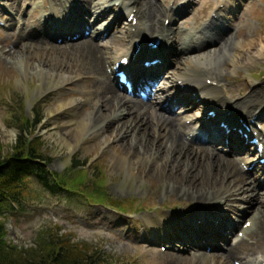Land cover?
<instances>
[{
    "label": "rangeland",
    "instance_id": "1",
    "mask_svg": "<svg viewBox=\"0 0 264 264\" xmlns=\"http://www.w3.org/2000/svg\"><path fill=\"white\" fill-rule=\"evenodd\" d=\"M69 1L0 0V22L5 25L0 26V154L4 158L11 154L13 147L18 143L19 133L26 134L28 132V138H38L35 143L41 148L40 152L48 155L51 159L47 164L50 171L65 175V181H68L71 176L81 177L84 181L79 183L82 188L72 189V191H68L70 190L68 188V190L52 194L44 190L35 180H33L34 183L31 180L32 184L29 183L30 193L28 194V190L23 193L24 202L18 209L13 210V213H7L3 218L6 227L5 240L28 250L29 247H33L38 232L46 224L53 223L58 226L56 230L60 229L62 234H70L75 241H84L83 243L88 245H95L97 250L104 255L103 258L105 257L111 264H203L198 257L203 253L204 246L208 247V240H198L201 247L187 250L175 241L179 234L187 233L183 226L190 224L189 217L198 209L193 202L184 197L180 198L179 192H172L173 180L170 178L182 177L184 174L194 177L197 173L193 166L184 161L183 157L179 162L184 161V166L173 163L174 160L170 161L167 156H158L157 158L154 151L160 143L162 148L166 147L164 141L159 142L154 136L148 138L147 133L144 138L141 129L122 128L120 125L117 126L116 120L107 124L103 133L91 134L73 142V147L70 150L60 143L59 139H54V136L58 137V132H63V125H61L63 121L70 119L78 122L82 115L88 113L90 104L80 102L72 111L65 108L63 112L61 111L62 114L54 115L53 118L57 120L58 125H53L47 119V110L58 108V103L68 98H76V101H79L78 97H82L83 92L86 91L83 79L87 75L81 76L82 78L78 77L79 70L77 68L81 61L75 51H67V56L63 50L48 51L50 54L29 58V51L22 47L17 39L27 33L29 28L43 25L45 19L48 23L57 24L60 18L65 15L64 8L68 7ZM121 1L133 4L134 1L138 2L139 0ZM141 1L144 2V0ZM151 1L160 8L161 15H158L157 19L164 23L169 35H173L171 42L173 52L178 53L183 46V41L190 47L183 50L185 54L180 55L186 62L173 63V58H171L162 75L167 80H159V84L167 85L172 89V85H176V77L181 75L180 72H186L187 68L197 69L194 59L197 49L192 48L195 41L193 38L198 36L203 38V28L211 19L212 11L223 4L228 5V0ZM75 3L72 9L83 13L86 16V23L91 25L88 31L95 30V36L89 39L91 43L111 44V41L114 40L112 33L125 39L124 20L128 14L126 10L122 11L121 18L117 20L116 24H113V19L118 14L113 10V6H116L118 2L115 0H92L87 13L83 12L85 10L79 1H75ZM234 4H238V7L232 9L233 14L229 16V18L232 17V20L229 24H225L224 29L228 28L229 30L224 38L232 37L242 42L253 40L252 53H255L257 48L263 47L259 61L253 63L248 69L239 66L232 68L228 57L216 62L223 69L220 87L225 98L229 99L232 104L245 98L251 89L264 82V0H232L225 13H229ZM122 8L126 9L127 6L122 5ZM167 16H170V19H167ZM166 22H168L167 25H165ZM144 25L148 24L142 23V26ZM101 28H103L102 33H100ZM48 31L50 32V43L63 46V42L50 27ZM167 41L170 43V40L167 39ZM214 57L216 59V56ZM107 66L105 64L108 72ZM207 80L210 81V79ZM121 92L124 93L122 89ZM159 100L162 99L156 97L153 101L156 103ZM257 108L259 105L252 108L248 115L254 114ZM107 111L105 109V112ZM159 112L166 114L165 116L169 114L163 110ZM241 112H236V114ZM197 113L195 110H188L186 115H178L177 126H183L186 119L193 121ZM38 116L42 122L38 128L36 127L37 129L30 128L29 125ZM32 129L36 132L34 133ZM182 129L183 133L187 132L185 127ZM105 137L110 139L111 146H114L117 151L122 148V154L129 158L132 157V160H135L134 166L131 168L119 164L114 166L111 160V147L105 143L107 140V138L104 140ZM142 142H146L148 153L142 152L140 148ZM220 155L223 160L218 163L219 170L229 161L224 159L238 157L237 152L227 149ZM75 159L84 161V165L80 169L82 172L73 174L68 170ZM254 160L256 158L252 156L250 161ZM161 164L164 167H161ZM209 165H200L207 169L208 174L198 175L217 179L219 182L218 192L227 195L228 198H233L232 195H228L233 194V189L230 187L233 185L231 178L225 177L222 171L217 172L214 166ZM241 167L245 168L242 165ZM253 172H256L255 168L248 174V183L259 185L255 193L264 199L263 179L261 181L260 178L256 183L250 182ZM96 182L103 183V191L108 194L111 200L122 203L133 202V206L129 210L140 211L135 213L136 215L120 214L109 207L104 208L101 202L97 203L99 202L97 198L88 197L89 200L83 198L82 190L86 187L83 185L92 187ZM84 197L87 198V196ZM232 202L238 208L243 206V201L241 202L238 198H233ZM259 202L252 208L258 207L264 211V206ZM244 206L247 207V204L244 203ZM213 207L224 214L225 223L242 224L243 218L237 214L240 209L232 212L227 205H223V202L215 200L210 208ZM252 208L248 212V217ZM167 217L177 221L174 229H171L173 231L161 232L158 230L159 232H157L155 225L160 224V221ZM52 229V233L55 234V229ZM239 230L237 227L233 231L228 237L229 242L232 243V238L237 235ZM165 234H169V237L172 238V244H167L169 240L164 236ZM242 238L246 240L243 247L252 253L251 257L245 259L243 256L233 257L230 263L247 264L246 262L251 259L264 260V237L257 240L245 234ZM215 242L218 243V245L216 244L218 248L214 250L213 254H217L223 249L222 241L216 240ZM163 245L167 247L164 252L160 250ZM166 254L179 256L180 260L176 263L172 262L167 258L169 255L166 256ZM206 254L210 257L212 253H208L206 250ZM235 259L238 260L235 261ZM212 264H216V261L214 260ZM250 264H254L252 260Z\"/></svg>",
    "mask_w": 264,
    "mask_h": 264
},
{
    "label": "bare ground",
    "instance_id": "2",
    "mask_svg": "<svg viewBox=\"0 0 264 264\" xmlns=\"http://www.w3.org/2000/svg\"><path fill=\"white\" fill-rule=\"evenodd\" d=\"M73 1V4H76L75 1H79L85 13L88 11V6L92 0ZM115 1L117 2L118 0ZM142 2L143 1L139 0L135 2V5L126 9L121 7V10H126L128 16L133 15V18L136 19L134 32H131L132 22H130L131 24L126 22V41L113 34L114 40L111 41V44L91 43V40H89L83 32L80 33V30L85 27L86 23L81 17V13L66 15V21L64 23L59 22V26L53 28L54 31H60L58 35L62 38V41H64L63 46L52 44L47 40V36L44 35L46 21L43 25L29 28L27 33L18 37L17 40L22 47H25L29 51V58H37L41 57L43 54H50L48 51L57 52L63 50L66 56L67 51H75L76 55H78V59L81 61L80 66L77 68L79 70L78 77L86 75L91 76L90 79H83L86 91L83 92L82 97H78L79 101H76V98H68L60 101L58 103V108L47 110V119L50 120L53 125H58L56 122L57 120L53 118L54 115L58 113L62 114L65 108H69L72 111L80 102L90 104L88 113L82 115L78 122L67 119L61 123V125H63V132H58V137L54 136L55 140L59 139V142L70 150L73 147V142L75 143L81 138L90 136L91 134L103 133L107 128V124L116 120L117 126L120 125L122 128L126 127L125 129L128 130L141 129L144 138L147 133L148 138L154 136L159 142L164 141L166 147L162 148L160 143L154 151L157 158L158 156H167L170 158V161L174 160L173 163L181 166H184L183 162L185 161L187 164L193 166L195 168V173H197L194 177H188L185 174L182 177H170L171 180H173L171 184L172 192H179L180 198L184 197L193 202L198 209L193 214V222L189 230L194 233L206 227L218 228L217 225L219 222H222L224 216L223 213L214 209V207L210 208L214 200L223 202L224 206L227 205L232 212H236L237 208L232 205V199L238 198V200L247 204V207H243L240 210L241 215H246L254 205H258L260 198L257 196V193H255L259 185L248 183L246 175L249 171L245 172L238 165L239 160L245 161L248 159L247 155L241 158L234 157L224 159L225 161H229L224 166H221L219 170L218 163L220 160H223L222 155H220L223 150L216 145L231 147L230 145L235 142L237 133L233 129L225 133L223 129L219 128L218 124H213L215 125L217 136L213 141V135L211 133L210 137L207 139L205 130L212 132V128L207 124L211 117H207L206 114H204L202 119L195 123L197 131L205 126L204 131L200 132L197 137H195L196 140L193 138L187 139L185 135L192 129L194 126L193 124L185 126L187 132L183 133V126H177L179 117L176 114L165 116L157 110V106L155 103H152L150 98L144 99L140 97V99L136 100L132 97H127L120 91L118 84L114 82L115 77L113 71L107 74L105 70V63H109V67L111 65L110 68L112 69L118 57L122 58L132 54L135 50L134 41L136 39H140L139 41L141 44L144 43V41L147 42L148 39L145 38L146 35L144 32H150V35L159 36L163 45L164 41H167V39L172 42L173 35H169L163 22L157 19L158 15H161L160 8L151 0H144V2ZM70 7L71 5L68 7L67 11H69ZM116 8L117 6H113V9ZM134 9L136 10L133 12ZM217 13H220V10H218ZM167 18H170V16H167ZM142 23H147V27H141ZM206 29H213V26L211 25ZM228 30L229 29L226 28L222 33L218 32L217 34H212V36H209L206 40L197 39L194 41L192 48L197 49L194 57L197 63V69L191 70L187 68V71H189H186L187 73L180 72L181 75L178 76L176 80H182L181 83H185V86L187 85L189 89L195 91V93L198 94L197 97L201 99L200 106L206 107L207 110H216L217 117H225L226 112L231 111V114L228 116V123L233 128L237 126V121L234 119L236 115L234 111L237 113L242 111L239 114L246 115L252 108L258 105H264V82L251 89L245 98L232 104L229 99L225 98L222 88L220 87L219 83L223 69H221L216 62L228 57L232 68L238 66L244 69L251 68L253 63L259 61L261 48L263 46L257 48L255 53H252L251 49H254L253 40H245L242 42L232 37L224 38ZM67 31L79 33V37L69 39L70 41L68 42L66 38H63L68 34ZM228 41L229 43H227ZM182 43L183 46L178 53L172 55L173 63L180 62L181 64L184 60L180 55L185 54L183 50L190 48L185 41ZM169 48L172 49L171 46ZM214 56H216V59ZM136 60L137 57L134 61ZM184 62H186V60ZM140 70L138 65L135 64L132 70L129 71L128 75L133 81L140 82L138 79L139 74L137 73V71ZM149 70L154 73V77L148 79L146 83L150 88L153 86L156 87V92L163 93L164 89L161 88L158 83L156 84L160 75L158 66L151 67ZM206 79H210L215 85H207ZM146 94L150 96L151 91H147ZM163 101H167L166 97H163ZM105 109L108 111L105 112ZM262 114H264V110L262 112L259 110L256 117L261 118ZM213 119H216V117H213ZM99 125L101 126L96 129ZM106 138L107 137H105L104 140H106ZM105 143L108 147H111V160L114 166L118 164L130 168L134 166L135 160H132V157L129 158L122 154V148L117 151L114 146H111V141L108 138ZM140 148L143 153H148L146 150V142H142ZM242 148L243 145L238 147V149ZM182 157L184 161L179 162ZM199 160H201L200 163H197ZM204 164L214 166L217 172L222 171L225 177L231 178L233 185L230 187L233 189V194L228 195H232L233 198H228L227 195L218 192L219 182L217 179L199 176L208 174L207 169L200 166ZM161 167H164V165L161 164ZM253 178L254 181H259L257 176ZM260 200L259 203L264 206V199L260 198ZM251 215L250 220H252V225L244 229V234L252 236L257 240L259 238L262 239L264 237V211L258 207L252 208ZM176 223V219L167 217L161 220L160 224L155 225V230L157 232H159L158 230L161 232H172L173 230L171 231V229H174L173 227ZM234 226L233 224L226 225L230 233H232ZM219 234L221 235L220 231ZM164 236L169 235L165 234ZM200 236L205 239V232L201 231ZM179 240L184 248L195 246L190 239L181 238ZM244 244V239H240L233 244H227V247L221 250L220 253L210 254V257L202 253L198 258L202 260L203 264H212L214 260L216 264H231L230 260L233 257L243 256V258H249L251 256L252 253L243 247ZM168 255L169 254H166V256ZM167 258L175 263L180 260L179 256L169 255Z\"/></svg>",
    "mask_w": 264,
    "mask_h": 264
},
{
    "label": "trees",
    "instance_id": "3",
    "mask_svg": "<svg viewBox=\"0 0 264 264\" xmlns=\"http://www.w3.org/2000/svg\"><path fill=\"white\" fill-rule=\"evenodd\" d=\"M38 121L39 117L30 126ZM18 138L11 154L5 158L0 154V217L6 210L24 201V192L28 190V194L30 193L28 179L32 174L44 186L51 187L52 192L57 191L52 185L60 189L82 188L79 184L80 181L84 182L81 177L71 176L65 181V175L50 172L46 168L50 159L41 154L38 145L35 142L26 144L23 134ZM83 165L84 161L75 159L68 172H82L78 168ZM101 183L96 182L92 187L83 185L86 187H83L82 195L97 198L99 202L120 211L132 207L128 202L111 200L103 191L104 185ZM57 227L53 223L46 224L38 232L33 247L26 250L5 240V223L0 219V264H111L103 258L104 255L95 245L75 241L70 234H62L60 229L56 230ZM52 228L55 229V234L52 233Z\"/></svg>",
    "mask_w": 264,
    "mask_h": 264
}]
</instances>
